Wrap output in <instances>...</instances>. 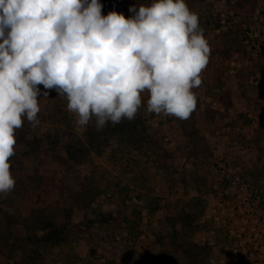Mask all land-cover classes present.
I'll list each match as a JSON object with an SVG mask.
<instances>
[{
	"label": "rangeland",
	"instance_id": "1",
	"mask_svg": "<svg viewBox=\"0 0 264 264\" xmlns=\"http://www.w3.org/2000/svg\"><path fill=\"white\" fill-rule=\"evenodd\" d=\"M151 2L100 0L125 18ZM186 2L211 48L190 118L142 107L96 131L39 97L0 194V264H264V0Z\"/></svg>",
	"mask_w": 264,
	"mask_h": 264
},
{
	"label": "clouds",
	"instance_id": "2",
	"mask_svg": "<svg viewBox=\"0 0 264 264\" xmlns=\"http://www.w3.org/2000/svg\"><path fill=\"white\" fill-rule=\"evenodd\" d=\"M100 0H0V194L14 191L17 130L40 124L55 90L78 127L94 120L190 118L211 48L186 0H152L102 15ZM40 85L44 91L41 92ZM148 93L146 104L142 94ZM209 264L214 261L209 260Z\"/></svg>",
	"mask_w": 264,
	"mask_h": 264
},
{
	"label": "trees",
	"instance_id": "3",
	"mask_svg": "<svg viewBox=\"0 0 264 264\" xmlns=\"http://www.w3.org/2000/svg\"><path fill=\"white\" fill-rule=\"evenodd\" d=\"M69 153H71V151Z\"/></svg>",
	"mask_w": 264,
	"mask_h": 264
}]
</instances>
